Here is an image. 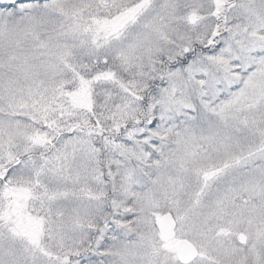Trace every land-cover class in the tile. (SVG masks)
Returning a JSON list of instances; mask_svg holds the SVG:
<instances>
[{"label": "snow or ice", "instance_id": "6c2138e0", "mask_svg": "<svg viewBox=\"0 0 264 264\" xmlns=\"http://www.w3.org/2000/svg\"><path fill=\"white\" fill-rule=\"evenodd\" d=\"M0 264H264V0H0Z\"/></svg>", "mask_w": 264, "mask_h": 264}]
</instances>
